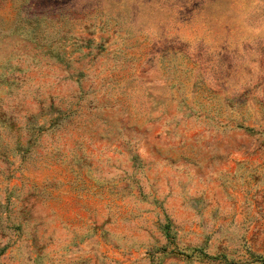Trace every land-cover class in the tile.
I'll return each mask as SVG.
<instances>
[{"label": "clouds", "instance_id": "clouds-1", "mask_svg": "<svg viewBox=\"0 0 264 264\" xmlns=\"http://www.w3.org/2000/svg\"><path fill=\"white\" fill-rule=\"evenodd\" d=\"M0 264H264V0H0Z\"/></svg>", "mask_w": 264, "mask_h": 264}]
</instances>
